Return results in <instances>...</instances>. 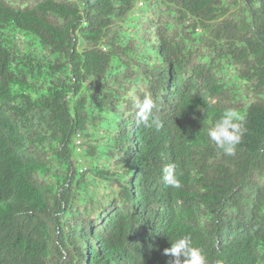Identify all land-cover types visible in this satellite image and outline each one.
Segmentation results:
<instances>
[{"label": "trees", "instance_id": "1", "mask_svg": "<svg viewBox=\"0 0 264 264\" xmlns=\"http://www.w3.org/2000/svg\"><path fill=\"white\" fill-rule=\"evenodd\" d=\"M183 237L264 264V0H0V264H171Z\"/></svg>", "mask_w": 264, "mask_h": 264}, {"label": "clouds", "instance_id": "2", "mask_svg": "<svg viewBox=\"0 0 264 264\" xmlns=\"http://www.w3.org/2000/svg\"><path fill=\"white\" fill-rule=\"evenodd\" d=\"M137 123L144 127H151L152 122L149 117L153 102L149 97H145L143 102L137 101ZM243 115L236 110L226 109L215 124L209 129V139L215 143L216 147L226 155H234L236 145L241 140V123ZM171 166L164 169V181L172 187H180L179 178L170 170ZM165 254L172 258L171 264H206V259L202 249L193 246L189 237H183L171 243L165 249ZM183 258V259H182Z\"/></svg>", "mask_w": 264, "mask_h": 264}, {"label": "rangeland", "instance_id": "3", "mask_svg": "<svg viewBox=\"0 0 264 264\" xmlns=\"http://www.w3.org/2000/svg\"><path fill=\"white\" fill-rule=\"evenodd\" d=\"M151 193H152V195L154 194L153 192H151ZM103 232H105V233L107 232L106 234L108 235V230H106V229L103 228Z\"/></svg>", "mask_w": 264, "mask_h": 264}]
</instances>
